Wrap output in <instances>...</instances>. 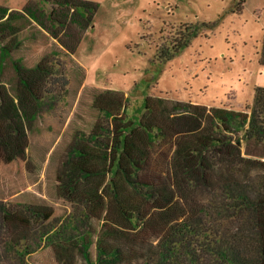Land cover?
Returning <instances> with one entry per match:
<instances>
[{"label": "rangeland", "instance_id": "rangeland-1", "mask_svg": "<svg viewBox=\"0 0 264 264\" xmlns=\"http://www.w3.org/2000/svg\"><path fill=\"white\" fill-rule=\"evenodd\" d=\"M24 6L32 14L19 12ZM0 12V202L15 206L3 214L0 264L15 260L5 240L18 248L32 240L16 204L39 212L48 228L26 263L143 264L203 204L206 145L228 141L241 152L226 119L248 118L253 90L264 86V0H0ZM38 12H54V22L40 25ZM56 62L66 103L58 98L51 114H36L12 68L28 75ZM56 77L30 88L40 98L45 89L63 95ZM101 130L100 144L84 140L67 154L74 133ZM247 157L250 171L264 175V163ZM129 179L148 187L140 194ZM261 201L264 239V187Z\"/></svg>", "mask_w": 264, "mask_h": 264}, {"label": "trees", "instance_id": "trees-1", "mask_svg": "<svg viewBox=\"0 0 264 264\" xmlns=\"http://www.w3.org/2000/svg\"><path fill=\"white\" fill-rule=\"evenodd\" d=\"M82 4L90 6L91 3L83 1ZM28 7L24 6L19 12L26 11L32 14ZM0 14L1 18L6 15L5 12ZM53 14L54 12L43 16L40 14L39 17L38 12L33 16L42 25L40 20L44 17L54 22ZM75 36L76 34L72 33L68 37L70 50ZM2 58H6V55L0 56V60ZM260 60L264 64V36ZM62 66L58 62L51 63L49 67L37 63L33 69H26L30 73L28 75H22V68L13 66L15 74L35 100V112L38 113L40 109L49 110L59 99L63 104L66 103V99L62 100L67 92L65 69ZM52 72L57 74L52 83L58 84L60 81L64 93L62 92L63 95L56 93L53 96L45 89L44 98L41 99L35 91H32L33 89L31 90L30 85L43 80L41 86L44 87L47 77ZM34 74L38 75L34 76ZM245 110L248 112V118L228 114L226 124L241 140L261 144L264 155V86L254 88L252 101L246 105ZM91 138L95 142L99 141L97 135L93 134ZM247 162V156H242L240 152L233 153L228 141L217 144L210 142L206 145L199 154L198 161L201 172L200 187L206 195L203 204L195 215L173 225L158 242L155 255L143 264H262L264 239L259 225V208L262 205L264 175L253 174ZM129 184L140 194L144 193L143 188L148 187L146 184L136 182L135 179H129ZM16 206L22 208L32 228L33 236L29 241L32 246L24 242L22 247L18 248L15 241L8 239L3 242V249L7 254L13 252L10 254L15 259L12 264H29L25 262V256L31 255L38 244L45 240L48 228L39 212L34 211L30 206L19 204ZM14 210L15 206L0 202V227L5 226L3 214H12ZM69 227L71 230L72 226ZM83 250L86 259L87 252L85 248Z\"/></svg>", "mask_w": 264, "mask_h": 264}, {"label": "crops", "instance_id": "crops-1", "mask_svg": "<svg viewBox=\"0 0 264 264\" xmlns=\"http://www.w3.org/2000/svg\"><path fill=\"white\" fill-rule=\"evenodd\" d=\"M47 110V109H46ZM47 111H49L48 113H52V111L50 110V108H49V110H47ZM34 112H35V110H34ZM108 113V112H107ZM35 114V113H34ZM36 114H37V112H36ZM63 131H65V130H63ZM100 135L98 134V133H92V134H90V135H87L86 137H85V139H84V137L82 136V137H79L80 136V134H77V132L76 133H74L73 134V138H72V140H71V142H72V147L69 149V151H68V153L67 154H70V153H72V154H74V153H78V150H79V144L80 143H82V141L84 142V140H85V142L86 141H89V142H91V143H94L95 145H97V144H100L101 142L100 141H97V142H95L92 138H91V135H97V136H104L105 138H106V136L105 135H103L105 132H104V130H101L100 132ZM102 133V134H101ZM103 142V141H102ZM240 142H241V145H242V147L244 146L246 149H245V151H243V148L241 147L240 148V154L242 155V156H251V157H254V158H258L261 162H263L264 163V155H263V147H262V145L261 144H257V143H254L253 141H244V140H240ZM78 146V147H77ZM253 146H255V147H257L260 151L257 153V154H253L252 153V151L250 150L251 149V147H253ZM121 147V145H119V148Z\"/></svg>", "mask_w": 264, "mask_h": 264}]
</instances>
